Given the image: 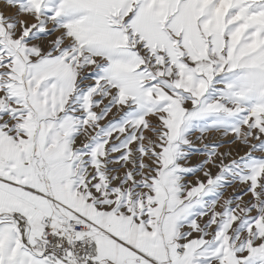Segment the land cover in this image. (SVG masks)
I'll return each instance as SVG.
<instances>
[{
  "label": "snow or ice",
  "instance_id": "snow-or-ice-1",
  "mask_svg": "<svg viewBox=\"0 0 264 264\" xmlns=\"http://www.w3.org/2000/svg\"><path fill=\"white\" fill-rule=\"evenodd\" d=\"M0 264H264V0H0Z\"/></svg>",
  "mask_w": 264,
  "mask_h": 264
},
{
  "label": "rangeland",
  "instance_id": "rangeland-1",
  "mask_svg": "<svg viewBox=\"0 0 264 264\" xmlns=\"http://www.w3.org/2000/svg\"><path fill=\"white\" fill-rule=\"evenodd\" d=\"M243 151H244V149H241V150H240L241 154H243ZM200 159H201V157H200L199 155H194V156H193V159H192V163L195 164V163H197Z\"/></svg>",
  "mask_w": 264,
  "mask_h": 264
}]
</instances>
